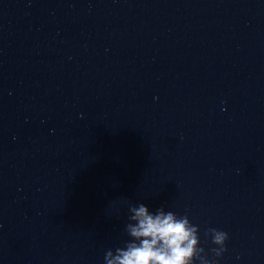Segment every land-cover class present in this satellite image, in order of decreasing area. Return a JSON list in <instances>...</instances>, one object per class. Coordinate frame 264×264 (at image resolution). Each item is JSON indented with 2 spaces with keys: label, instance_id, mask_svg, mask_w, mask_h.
I'll list each match as a JSON object with an SVG mask.
<instances>
[{
  "label": "water",
  "instance_id": "95a60500",
  "mask_svg": "<svg viewBox=\"0 0 264 264\" xmlns=\"http://www.w3.org/2000/svg\"><path fill=\"white\" fill-rule=\"evenodd\" d=\"M124 201L264 264V0H0V264H103Z\"/></svg>",
  "mask_w": 264,
  "mask_h": 264
},
{
  "label": "clouds",
  "instance_id": "9594fccd",
  "mask_svg": "<svg viewBox=\"0 0 264 264\" xmlns=\"http://www.w3.org/2000/svg\"><path fill=\"white\" fill-rule=\"evenodd\" d=\"M127 204L122 246L105 250L103 264H219L228 233L216 227L201 230L185 211L178 214L164 204L150 208L144 202ZM237 258H239L237 256Z\"/></svg>",
  "mask_w": 264,
  "mask_h": 264
}]
</instances>
